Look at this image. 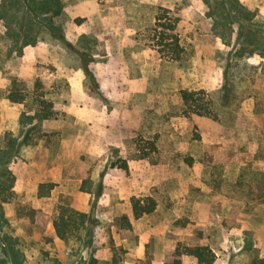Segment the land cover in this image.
<instances>
[{
    "label": "rangeland",
    "instance_id": "rangeland-1",
    "mask_svg": "<svg viewBox=\"0 0 264 264\" xmlns=\"http://www.w3.org/2000/svg\"><path fill=\"white\" fill-rule=\"evenodd\" d=\"M26 1L0 0V264H165L195 245L264 258V0H60L55 31ZM165 11L178 59L153 45ZM40 100L51 117H32ZM132 196L155 209L135 218ZM59 205L90 216L65 240Z\"/></svg>",
    "mask_w": 264,
    "mask_h": 264
},
{
    "label": "trees",
    "instance_id": "trees-1",
    "mask_svg": "<svg viewBox=\"0 0 264 264\" xmlns=\"http://www.w3.org/2000/svg\"><path fill=\"white\" fill-rule=\"evenodd\" d=\"M25 10L31 15L34 21L40 20L46 23V26L55 31L57 28L52 24L50 18L57 16L61 12V2L60 0H36L34 3L32 1L25 2ZM50 12L49 17L43 16L45 13ZM39 21V22H40ZM177 18L173 17L168 13V11L160 13L155 18L154 28H153V45L156 46L158 52L164 53L166 55L170 54V58L178 59L180 58L183 47L180 43L179 35L176 32ZM58 32V31H57ZM27 35L24 34V37ZM29 41H25L27 44ZM40 80H37L35 87H42ZM26 93L23 89H12L7 94L8 98L12 102L23 103L26 100ZM207 93L203 90H180V97L184 105L190 109L192 113L203 115L208 112V106L211 104V100L207 97ZM202 100L207 104L205 109L202 108ZM44 100L39 101V106L34 110L32 117H38L39 119H47L52 116V112L46 109ZM187 113V112H186ZM22 117L29 119L21 113ZM24 121V120H23ZM86 179L82 180L80 189L84 190ZM54 183H40L38 185V194L41 196L44 194L43 188L47 187L51 189ZM131 209L132 214L135 218H138L142 214L151 213L156 206L155 200L151 196L145 197H131ZM90 220V216L83 211H79L67 205H59L58 212L52 221V226L54 228L55 234L58 238L65 240L72 236L80 228L86 225ZM124 223H122V228L129 229L130 222L126 216L122 217ZM188 254L196 259V264H212L215 259V254L208 245H195V246H183L182 249L177 246L174 251V258L171 262L165 264H181V255ZM247 264H264L263 257H254Z\"/></svg>",
    "mask_w": 264,
    "mask_h": 264
},
{
    "label": "crops",
    "instance_id": "crops-1",
    "mask_svg": "<svg viewBox=\"0 0 264 264\" xmlns=\"http://www.w3.org/2000/svg\"><path fill=\"white\" fill-rule=\"evenodd\" d=\"M73 89H74V90H77V85L72 84V88H71V90L74 91ZM229 246H231V247L233 248V250H235V251H239V250L242 249V245H239L238 247H235V243H234L233 241H230V242H229ZM212 251H214V250L212 249ZM214 252H215V251H214ZM215 254H216V258H215V260L212 262V264H219L220 254H218L217 252H215Z\"/></svg>",
    "mask_w": 264,
    "mask_h": 264
}]
</instances>
